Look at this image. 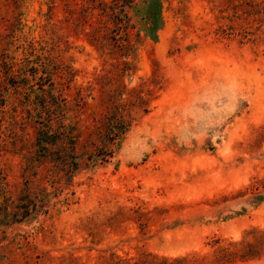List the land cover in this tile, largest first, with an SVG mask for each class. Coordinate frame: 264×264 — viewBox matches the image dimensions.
<instances>
[{
  "label": "rangeland",
  "instance_id": "1",
  "mask_svg": "<svg viewBox=\"0 0 264 264\" xmlns=\"http://www.w3.org/2000/svg\"><path fill=\"white\" fill-rule=\"evenodd\" d=\"M0 264H264V0H0Z\"/></svg>",
  "mask_w": 264,
  "mask_h": 264
},
{
  "label": "trees",
  "instance_id": "2",
  "mask_svg": "<svg viewBox=\"0 0 264 264\" xmlns=\"http://www.w3.org/2000/svg\"><path fill=\"white\" fill-rule=\"evenodd\" d=\"M121 128H123V127H121ZM122 130L124 131L125 130V127ZM249 246H253V245L250 244Z\"/></svg>",
  "mask_w": 264,
  "mask_h": 264
}]
</instances>
